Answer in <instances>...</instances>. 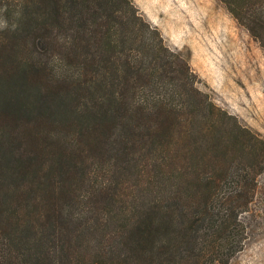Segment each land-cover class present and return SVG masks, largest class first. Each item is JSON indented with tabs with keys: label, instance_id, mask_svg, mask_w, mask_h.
Masks as SVG:
<instances>
[{
	"label": "trees",
	"instance_id": "trees-1",
	"mask_svg": "<svg viewBox=\"0 0 264 264\" xmlns=\"http://www.w3.org/2000/svg\"><path fill=\"white\" fill-rule=\"evenodd\" d=\"M221 1L264 46V0ZM0 21V264L244 249L264 140L194 88L132 0H0Z\"/></svg>",
	"mask_w": 264,
	"mask_h": 264
},
{
	"label": "rangeland",
	"instance_id": "rangeland-1",
	"mask_svg": "<svg viewBox=\"0 0 264 264\" xmlns=\"http://www.w3.org/2000/svg\"><path fill=\"white\" fill-rule=\"evenodd\" d=\"M164 43L180 51L195 74L194 88L249 134L264 140V46L221 0H132ZM176 103V99L171 101ZM257 212L244 249L227 264H264V173Z\"/></svg>",
	"mask_w": 264,
	"mask_h": 264
},
{
	"label": "clouds",
	"instance_id": "clouds-1",
	"mask_svg": "<svg viewBox=\"0 0 264 264\" xmlns=\"http://www.w3.org/2000/svg\"><path fill=\"white\" fill-rule=\"evenodd\" d=\"M7 25H6V23L4 22V21H0V28H4V27H6Z\"/></svg>",
	"mask_w": 264,
	"mask_h": 264
}]
</instances>
